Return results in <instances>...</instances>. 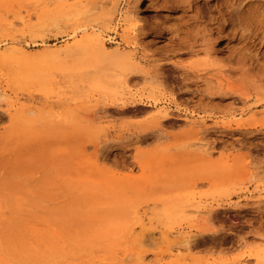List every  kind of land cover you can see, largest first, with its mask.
Segmentation results:
<instances>
[{
  "label": "rangeland",
  "instance_id": "rangeland-1",
  "mask_svg": "<svg viewBox=\"0 0 264 264\" xmlns=\"http://www.w3.org/2000/svg\"><path fill=\"white\" fill-rule=\"evenodd\" d=\"M106 262L264 264V0H0V264Z\"/></svg>",
  "mask_w": 264,
  "mask_h": 264
},
{
  "label": "bare ground",
  "instance_id": "bare-ground-1",
  "mask_svg": "<svg viewBox=\"0 0 264 264\" xmlns=\"http://www.w3.org/2000/svg\"><path fill=\"white\" fill-rule=\"evenodd\" d=\"M231 13V12H230ZM234 15V14H233ZM127 19V22H129L130 20V18H126ZM133 19V18H132ZM131 19V20H132ZM150 19V18H149ZM148 20V19H147ZM232 20V19H231ZM133 21V20H132ZM136 21V20H135ZM146 21V20H145ZM151 21V20H150ZM136 23V22H135ZM135 23H130L129 22V27H128V31L130 32L132 29H134L135 28ZM155 26V25H154ZM85 27V26H84ZM82 28V27H80L81 29H83L82 30V33H84V34H82V35H85V34H88V31H89V29L90 28ZM87 27V26H86ZM127 27V26H126ZM79 28V29H80ZM76 30V29H75ZM74 30V31H75ZM78 31V30H77ZM77 31H75L74 33H72L71 34V36L74 34L75 36L77 35L76 33H77ZM90 34L88 35V36H90L91 38H94V40L96 39H98V40H100V39H102V36H103V29L100 27V26H92L91 27V32H89ZM17 42V41H16ZM20 42V41H19ZM105 49V48H104ZM66 55V54H65ZM130 58V57H129ZM129 60V59H128ZM233 89V88H232ZM235 91V90H234ZM156 100V99H155ZM115 201V200H114ZM100 203V202H99ZM71 228V227H70ZM114 230V229H113ZM112 231V230H111ZM115 231V230H114ZM110 232V231H109ZM116 232H117V230H116ZM114 233V232H113ZM107 234V233H106ZM115 235H116V233H115ZM93 236H94V234H93ZM94 240H95V238H94ZM83 241V240H82ZM98 241H100L101 242V240H98ZM189 241V240H188ZM96 243H97V240L95 241ZM67 245V244H66ZM100 246V245H99ZM73 251V250H72ZM144 257V256H143ZM38 260V259H37ZM54 261V260H53ZM86 264H88V263H86ZM106 264H107V262H106ZM236 264H244V263H236Z\"/></svg>",
  "mask_w": 264,
  "mask_h": 264
}]
</instances>
